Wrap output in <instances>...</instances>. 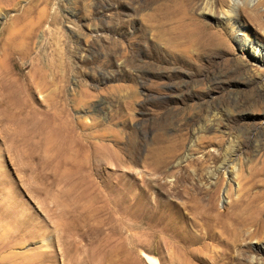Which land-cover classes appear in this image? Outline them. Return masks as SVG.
<instances>
[{
	"label": "rangeland",
	"instance_id": "1",
	"mask_svg": "<svg viewBox=\"0 0 264 264\" xmlns=\"http://www.w3.org/2000/svg\"><path fill=\"white\" fill-rule=\"evenodd\" d=\"M28 25L43 80L7 55ZM0 42V264H171L166 223L210 210L226 262L264 264V0H18ZM61 105L81 121L66 180L28 132Z\"/></svg>",
	"mask_w": 264,
	"mask_h": 264
},
{
	"label": "bare ground",
	"instance_id": "2",
	"mask_svg": "<svg viewBox=\"0 0 264 264\" xmlns=\"http://www.w3.org/2000/svg\"><path fill=\"white\" fill-rule=\"evenodd\" d=\"M17 1L18 0H0V5L14 4L17 3ZM204 10L207 15L213 17L215 20H221L224 17V20L226 19L229 21L232 18V14H230L232 11L229 13L223 12V15L217 14L213 1H208ZM232 13L235 14L234 12ZM27 28L28 30L25 32V34H22L21 36L18 35L15 38L11 37L12 39L10 38L9 40H6L5 46L8 48L7 55L11 58L9 59L12 62H17L18 59L28 60L30 64V73L34 71V73L37 76L40 75L39 77L42 79L44 75H42L40 72L37 64V60L39 59L36 55L30 56V47L36 36V29L34 25H28ZM9 32L12 31L10 30ZM17 32L20 34L18 30ZM9 35H11V33H9ZM2 46H4V43ZM246 46L247 45H245L244 49ZM251 49H253V57H255V60L257 62H261V64L264 66V48L257 46L252 47ZM68 69L69 65L65 61L63 65V72L67 73ZM33 84L34 83L32 81L29 82L27 89L29 92L34 90ZM32 112H34L33 115L35 116L32 118V120L29 118L31 120L29 122V137L34 144L38 146L40 145L45 149L46 152L52 151L55 157L56 165L54 168L57 172L54 175H49L48 178L57 177L59 175L61 179H69V172L71 170H80V168L71 163L67 157L74 153L73 146L71 144L73 143L72 140L74 138L72 133L75 126L81 125V121L77 120V122L74 124V121L71 120L68 108L62 105L60 109L59 107H48L44 111H35L34 108L31 107V113ZM28 132L26 134H28ZM62 156L66 158L61 160L58 159V157ZM198 214L199 213H197V215ZM178 219V223H184L183 216H178ZM191 224L194 228H200V230H197L196 232L192 230L184 234L177 233L174 231V225L171 224V222L166 223L164 228L166 245L167 248L169 250L171 249L172 251L170 253V263L228 264L226 260L229 258L228 256L230 255L229 251L231 247L225 240L223 234L225 232L224 229L231 225L229 213L210 210L208 213L201 214L200 217H194ZM226 230L229 231L230 229L228 228ZM156 232V228L153 227L152 235L155 236ZM213 241L218 242V245L224 244L223 246H225V249L217 250L216 247L213 248V245L211 244Z\"/></svg>",
	"mask_w": 264,
	"mask_h": 264
}]
</instances>
